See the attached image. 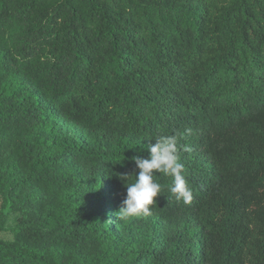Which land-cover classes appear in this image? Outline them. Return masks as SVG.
Listing matches in <instances>:
<instances>
[{
  "label": "trees",
  "instance_id": "obj_1",
  "mask_svg": "<svg viewBox=\"0 0 264 264\" xmlns=\"http://www.w3.org/2000/svg\"><path fill=\"white\" fill-rule=\"evenodd\" d=\"M169 135L191 203L119 220ZM0 211V264H264V0H0Z\"/></svg>",
  "mask_w": 264,
  "mask_h": 264
},
{
  "label": "clouds",
  "instance_id": "obj_2",
  "mask_svg": "<svg viewBox=\"0 0 264 264\" xmlns=\"http://www.w3.org/2000/svg\"><path fill=\"white\" fill-rule=\"evenodd\" d=\"M186 132L190 133L191 130ZM181 147L184 151L191 150L187 145L178 144L177 135L162 136L155 139V143L147 145V158L139 155L132 157L139 171L132 182H127V174L122 176L126 185V197L117 213L119 220L151 214V206L156 203L155 198L162 193L161 185L154 179L155 173L172 177L169 191L176 201L191 203L192 191L184 175V165L180 162Z\"/></svg>",
  "mask_w": 264,
  "mask_h": 264
},
{
  "label": "rangeland",
  "instance_id": "obj_3",
  "mask_svg": "<svg viewBox=\"0 0 264 264\" xmlns=\"http://www.w3.org/2000/svg\"><path fill=\"white\" fill-rule=\"evenodd\" d=\"M63 129L67 131L70 134H77L76 131L73 128H67L66 126H63ZM1 212V211H0ZM4 214V213H3ZM17 218V214L14 213H8L5 214L4 218V225L6 227H11L15 224ZM0 237L4 239H9L11 238V234L9 232H0Z\"/></svg>",
  "mask_w": 264,
  "mask_h": 264
}]
</instances>
